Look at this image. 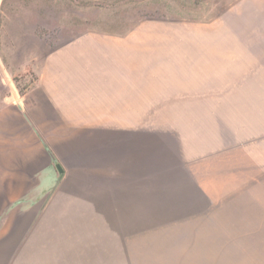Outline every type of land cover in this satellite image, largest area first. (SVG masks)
<instances>
[{
    "label": "crops",
    "instance_id": "1",
    "mask_svg": "<svg viewBox=\"0 0 264 264\" xmlns=\"http://www.w3.org/2000/svg\"><path fill=\"white\" fill-rule=\"evenodd\" d=\"M260 45L91 34L52 51L0 104V264H139L158 232L184 236L171 247L187 261L226 243L246 258L241 219L264 217Z\"/></svg>",
    "mask_w": 264,
    "mask_h": 264
},
{
    "label": "rangeland",
    "instance_id": "2",
    "mask_svg": "<svg viewBox=\"0 0 264 264\" xmlns=\"http://www.w3.org/2000/svg\"><path fill=\"white\" fill-rule=\"evenodd\" d=\"M91 34H240L252 38V49L256 51L262 49L260 42H264V0H0V104L6 98L21 97L27 92L44 59L52 51L79 36ZM261 141L253 140L256 142L253 164H256V156H260L255 152L260 151L258 142ZM236 157L244 162L245 156ZM241 173L246 177L250 175L248 171ZM253 175L264 177V170L253 171ZM241 220L239 226L243 222L253 232V244L247 249L246 258L242 257L243 251L230 248L236 244L226 243L227 248L220 252L219 261L209 260L213 251L196 250L188 252L187 261L180 257L181 252L175 255L177 251L171 247L173 239L184 236H165L158 232V248L142 250L139 264L264 263V217ZM162 228L158 226V230ZM148 237L154 238V235L142 236ZM188 237L193 238L190 249L198 245L202 249V243L196 242L202 237L200 234ZM176 245L179 247L181 244L178 242ZM93 262L99 264V257L94 256Z\"/></svg>",
    "mask_w": 264,
    "mask_h": 264
},
{
    "label": "water",
    "instance_id": "3",
    "mask_svg": "<svg viewBox=\"0 0 264 264\" xmlns=\"http://www.w3.org/2000/svg\"><path fill=\"white\" fill-rule=\"evenodd\" d=\"M56 167H57V170H58L59 174H62V171H61L60 167L59 166H56Z\"/></svg>",
    "mask_w": 264,
    "mask_h": 264
}]
</instances>
